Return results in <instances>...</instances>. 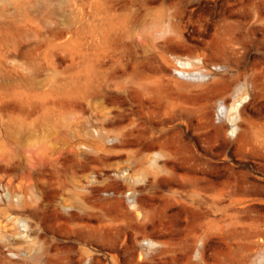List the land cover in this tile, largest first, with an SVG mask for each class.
I'll list each match as a JSON object with an SVG mask.
<instances>
[{"label": "rangeland", "instance_id": "374dc122", "mask_svg": "<svg viewBox=\"0 0 264 264\" xmlns=\"http://www.w3.org/2000/svg\"><path fill=\"white\" fill-rule=\"evenodd\" d=\"M0 264H264V0H0Z\"/></svg>", "mask_w": 264, "mask_h": 264}, {"label": "bare ground", "instance_id": "6f19581e", "mask_svg": "<svg viewBox=\"0 0 264 264\" xmlns=\"http://www.w3.org/2000/svg\"><path fill=\"white\" fill-rule=\"evenodd\" d=\"M174 53V52H173ZM169 59V58H168ZM167 59V60H168ZM166 60V61H167ZM167 64V63H166ZM171 64V63H170ZM174 64V63H173ZM172 67V66H171ZM174 67V66H173ZM169 68V67H168ZM181 75H182V78H178L177 76V79H181L183 81H188V82H198L199 84H202V83H207V81L204 82V78L208 76V73L205 72H201V71H195V72H185L183 70H177ZM209 71V70H208ZM210 73V72H209ZM169 78V77H168ZM219 80V79H218ZM211 81V80H210ZM213 81V80H212ZM223 82V81H222ZM210 83V82H209ZM228 83V82H227ZM213 84V83H212ZM220 84V83H219ZM245 84V83H244ZM197 85V84H196ZM174 86V85H173ZM195 86V85H194ZM196 87V86H195ZM206 87V86H205ZM229 87V84L228 86ZM201 89V88H200ZM185 90V89H184ZM183 90V91H184ZM193 90V89H192ZM203 90V88H202ZM201 90V91H202ZM224 90L223 86H215V87H211V88H208V91L206 92V94H204L203 96V99H205V102H211L213 101L215 98H218V95H220V93ZM187 91V90H186ZM192 95V94H191ZM215 102H216V99H215ZM242 103V102H241ZM237 104V105H234L233 109H234V113H233V116L231 117V119L229 120V123H230V126L228 127L229 129V132L231 134V136L233 135H236L238 137H241L242 136V133H241V129L239 127V123L242 121L241 120V109L239 108L240 104ZM218 106L220 107V109H224L225 106L224 104L221 102L218 103ZM216 133H220V130L218 129L216 131ZM166 142H161L159 141L157 143V146H156V149L152 150V158H153V162L155 165H157V160H159L160 158H162L164 156V154L166 153V150L169 149L170 145L167 147L166 146ZM167 148V149H166ZM159 168H165L167 169L168 166H167V162H164V164H162L161 166H159ZM165 172V171H164ZM133 202V199L132 201ZM133 210L131 211L130 215H133V216H139L141 214V212L143 211L142 209V205L140 204H134L133 206ZM81 213V212H80Z\"/></svg>", "mask_w": 264, "mask_h": 264}]
</instances>
